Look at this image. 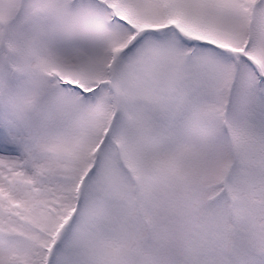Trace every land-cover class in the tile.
<instances>
[{
    "label": "snow or ice",
    "instance_id": "obj_1",
    "mask_svg": "<svg viewBox=\"0 0 264 264\" xmlns=\"http://www.w3.org/2000/svg\"><path fill=\"white\" fill-rule=\"evenodd\" d=\"M0 264H264V0H0Z\"/></svg>",
    "mask_w": 264,
    "mask_h": 264
}]
</instances>
